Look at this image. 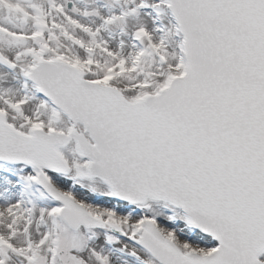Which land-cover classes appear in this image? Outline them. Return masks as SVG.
Wrapping results in <instances>:
<instances>
[{"label":"snow or ice","instance_id":"1","mask_svg":"<svg viewBox=\"0 0 264 264\" xmlns=\"http://www.w3.org/2000/svg\"><path fill=\"white\" fill-rule=\"evenodd\" d=\"M0 264H264V0H0Z\"/></svg>","mask_w":264,"mask_h":264}]
</instances>
